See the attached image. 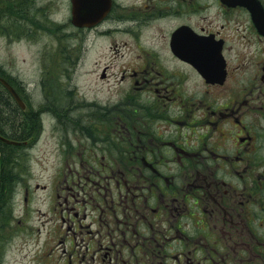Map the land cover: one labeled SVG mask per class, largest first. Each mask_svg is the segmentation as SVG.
Wrapping results in <instances>:
<instances>
[{
	"label": "flooded vegetation",
	"instance_id": "af4514ba",
	"mask_svg": "<svg viewBox=\"0 0 264 264\" xmlns=\"http://www.w3.org/2000/svg\"><path fill=\"white\" fill-rule=\"evenodd\" d=\"M67 4L82 53L124 36L146 53L119 83L149 104L128 96L58 147L62 264H264V0Z\"/></svg>",
	"mask_w": 264,
	"mask_h": 264
},
{
	"label": "rangeland",
	"instance_id": "374dc122",
	"mask_svg": "<svg viewBox=\"0 0 264 264\" xmlns=\"http://www.w3.org/2000/svg\"><path fill=\"white\" fill-rule=\"evenodd\" d=\"M4 12L0 66L21 86L27 108L40 111V126L14 160L20 182L0 213V248L4 264H62L63 247L51 239V181L62 163L57 149L74 142L86 125L101 123L105 111L147 107L148 92H129V84L119 83L123 71L139 65L146 53L132 52L129 36L119 37L128 43L114 48L110 38L89 40L82 53L66 23L67 0H10ZM154 29H146L145 37L151 40ZM106 64L108 75L102 78ZM128 96L137 105L128 107ZM24 186L30 190L27 199Z\"/></svg>",
	"mask_w": 264,
	"mask_h": 264
},
{
	"label": "trees",
	"instance_id": "16d2710c",
	"mask_svg": "<svg viewBox=\"0 0 264 264\" xmlns=\"http://www.w3.org/2000/svg\"><path fill=\"white\" fill-rule=\"evenodd\" d=\"M10 1V0H7ZM5 1L0 0V17H3ZM2 31V29H0ZM28 32V31H26ZM24 33L28 34V33ZM0 75L6 77L20 90L13 79L8 76L0 66ZM30 106V105H29ZM33 111L31 106L22 109L21 106L12 98L9 91L0 82V135L15 141H26L29 139L38 126H40L39 113ZM39 123V124H38ZM25 144H15L0 140L1 151V173H0V213L4 212V205L8 199H12L15 194L16 184L20 182V172L16 170L18 162L14 160L21 157V151ZM20 167V165H19ZM2 229V225H0ZM0 247L2 248L1 242ZM0 248V264H4V250Z\"/></svg>",
	"mask_w": 264,
	"mask_h": 264
},
{
	"label": "water",
	"instance_id": "95a60500",
	"mask_svg": "<svg viewBox=\"0 0 264 264\" xmlns=\"http://www.w3.org/2000/svg\"><path fill=\"white\" fill-rule=\"evenodd\" d=\"M0 80L3 82V84L9 89V91L14 95V97L17 99V101L19 102V104L21 105V107H25V103L24 101L21 99L20 95L18 94V92L14 89V87L3 77L0 76ZM0 139L10 142V143H15V144H19L20 142L18 141H13L10 139H7L5 137L0 136ZM0 169H1V152H0Z\"/></svg>",
	"mask_w": 264,
	"mask_h": 264
}]
</instances>
